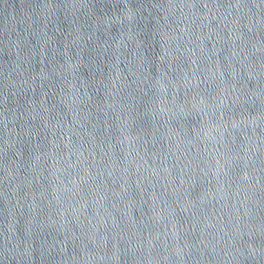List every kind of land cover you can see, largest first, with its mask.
Here are the masks:
<instances>
[{"label": "water", "instance_id": "1", "mask_svg": "<svg viewBox=\"0 0 264 264\" xmlns=\"http://www.w3.org/2000/svg\"><path fill=\"white\" fill-rule=\"evenodd\" d=\"M0 264H264V0H0Z\"/></svg>", "mask_w": 264, "mask_h": 264}]
</instances>
